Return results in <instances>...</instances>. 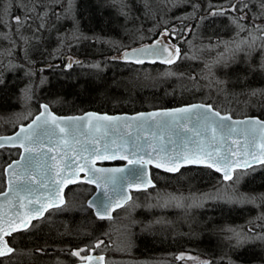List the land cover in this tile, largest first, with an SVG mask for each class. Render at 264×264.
<instances>
[{"label":"trees","instance_id":"trees-1","mask_svg":"<svg viewBox=\"0 0 264 264\" xmlns=\"http://www.w3.org/2000/svg\"><path fill=\"white\" fill-rule=\"evenodd\" d=\"M8 1L13 6L4 22L1 12ZM56 2L0 0V34L8 33L11 39H0L1 58L4 53L0 64V116L7 117L19 106L20 90L28 78L25 66L45 77L33 91L29 104L33 111L42 101L58 113L87 109L133 112L203 101L233 116L250 114L264 119V66H258L264 57V0H73L74 30L79 34L73 40L72 27L56 14L60 11ZM20 3L25 5L21 7ZM232 3L233 7L224 12L211 11ZM14 13L22 17L20 23L13 20ZM162 30H169L172 41L180 47L175 62L132 63L112 57ZM252 30L257 33L253 43L249 41ZM56 36L58 42L54 43ZM238 37L242 38L238 42L248 40L249 45L230 48L228 42ZM235 49L245 50L239 51L238 62L232 57ZM62 53L79 57L81 62L65 69L60 62L64 60ZM242 53H251L252 60L244 61ZM15 126L1 119L0 133ZM16 155L15 148L0 149V189L3 166ZM235 175L226 184L237 186L242 201L209 200L198 207L192 223L178 222L171 227L152 220L171 212L147 208L144 203L148 198L165 191L213 190L223 183L218 173L194 166L174 174L151 169L154 186L133 192L132 200L144 202L130 215L125 213L129 208L125 206L110 219L94 216L84 201L92 187L77 183L66 189L65 205L8 238L13 251L0 257V264H69L89 252L106 253L107 264L157 257L164 260L163 264L166 259L172 262L168 264H183L167 255L176 251L204 260L198 264H264V165L235 171ZM77 196L79 203L72 206ZM114 218L119 219L116 235L110 234ZM122 232L130 235L131 247H121L118 260L111 261L101 244L111 242L114 236V244L121 243Z\"/></svg>","mask_w":264,"mask_h":264},{"label":"water","instance_id":"water-1","mask_svg":"<svg viewBox=\"0 0 264 264\" xmlns=\"http://www.w3.org/2000/svg\"><path fill=\"white\" fill-rule=\"evenodd\" d=\"M225 10L226 8L224 7H217L211 11L224 12ZM169 36L170 31L163 30L154 38L125 47L112 57L132 63L170 64L169 60L173 63L180 55V47L170 40ZM143 49H159L160 55L140 51ZM73 62L79 63L81 62V58L75 56L67 57L64 67L68 68ZM192 105H204L205 108L211 106L213 112H219L221 116L231 117L230 120L224 121V123L232 126L236 131L231 135H225L224 138H221L223 133L217 128L216 139L213 141L212 128H205L203 124L194 128V121L196 119L194 116L191 120L184 122L183 128L162 126V122L169 120V117L158 115L155 119L148 118L149 113L170 112L173 109ZM45 106L47 107V111H45ZM203 110L201 109V111ZM41 113L45 114L44 117H42L41 121L34 124L33 122L36 121V118ZM89 113H94L97 116L116 117L118 119L108 129L102 128L101 132L92 134L88 132L86 121L80 122L82 127L79 130H75L77 122L67 124L63 119L68 117L87 118ZM141 114H144L146 123L143 127H138L139 121L132 118L138 117ZM52 117H56L57 121L61 122V127L68 126L72 130L70 137H65L59 128L54 127ZM44 119L49 121L47 125L43 124ZM213 119L218 120L219 118L213 117ZM241 121L255 124V132L250 135L246 134L249 124L238 123ZM257 121L264 124V119L257 115L233 116L228 112H221L213 107L212 104L203 101H192L175 106L154 107L133 112H109L87 109L79 113H57L51 109L48 103L41 102L39 110L30 119L17 125L11 132L0 134V144L3 145L2 147H16L19 149L17 157L6 163L3 168L5 186L0 190V227L5 232L11 233V235L28 228L33 221L42 218L48 209L61 206L65 201L64 193L66 188L80 180L94 188L93 192L86 199V205L98 219L111 218L113 212L122 208L131 200L133 191H140L154 186L155 182L151 177V169L174 174L185 167H208L218 173L222 180L228 181L237 170H246L254 166L264 165V155H261V143L264 142L261 140V136L264 133L261 132V124H256ZM29 125H32V128H29ZM22 129L25 131L22 132ZM185 129H193V131L186 132ZM105 131L107 135L102 136V133ZM197 131L199 135H197ZM128 133H132L131 139H138L139 143L144 144L147 141L144 144V151L138 152L137 157H132L129 153V145L124 144L123 148L117 152V157L123 155L127 158H111L112 152L117 149L122 140L128 139ZM17 134H19V138H16ZM27 136H31L32 139H26L25 137ZM106 141L109 143L108 152L98 156L91 151L92 149L103 148ZM112 141H115V143ZM190 141H195V143ZM201 142L207 147L208 151L212 152L214 159L227 157V166L224 163H214L206 155H200L197 145ZM26 147L31 149L30 153L25 152ZM160 147H163L165 151L158 152ZM84 148L89 149V151H85ZM154 148L157 151H154ZM186 153H197V162L184 160L183 157ZM27 156H31L32 160L30 166L27 168V172H25L26 160H23L22 157ZM167 157L174 158V162H168ZM177 157L179 158L176 159ZM136 158L141 160L143 175L140 177L130 175L132 166L128 164V159ZM149 160H151V163H145V161ZM67 161H72L70 169L65 168ZM85 162L93 169L114 170L123 168L125 171L96 172L95 175L102 176L104 179L89 183L88 181L92 179V176L88 173V168H84L81 171V167ZM210 163L212 164L211 167L208 166ZM157 164L161 166L157 167ZM9 165H12V167L9 168ZM141 165H137V168H140ZM170 168L178 170H167ZM217 168L220 170L217 171ZM225 173H227L230 179H225ZM112 176L115 177L114 183H110L107 180L108 177ZM98 183L99 187H97ZM104 192H107L108 196L112 197V201L108 204L106 211L98 207L99 201H97V197H101V199L107 201V197L103 195ZM117 204L121 206L117 207ZM33 207L41 209V211H30ZM98 211L100 212L99 215ZM25 224H27L26 227ZM13 229L18 230L14 231ZM11 235L6 236L5 241L8 247L13 249L8 241ZM183 256L184 252L182 251L175 254V258L178 261ZM82 257H91L92 264H106L103 253L90 252L84 254ZM82 257L80 260L69 264H89V261L82 259ZM99 257H103V260H99ZM7 264L39 263L13 262Z\"/></svg>","mask_w":264,"mask_h":264},{"label":"snow or ice","instance_id":"snow-or-ice-1","mask_svg":"<svg viewBox=\"0 0 264 264\" xmlns=\"http://www.w3.org/2000/svg\"><path fill=\"white\" fill-rule=\"evenodd\" d=\"M140 51H143V52L149 53V54L160 55L159 49H143ZM168 62L171 63L172 61L169 60ZM201 109H204V110L201 111ZM45 111H47L46 106H45ZM44 115H45L44 113H41V115L38 116L36 118V121H34L33 123L35 124L36 122L41 121V119H42V117H44ZM49 115H51V114L49 113ZM158 115L163 116V117H169L170 118L169 120L162 122V126L172 127V128H183L184 122L191 120L192 117L194 116L196 118L194 121V128H197L201 124H203V126L205 128H209V127L212 128V140L213 141H215V139H216L217 128H219L223 133L221 138H224L225 135H231L234 131H236L235 128L224 123V121L230 120L231 117L221 116L219 112H213L211 106H208L207 108H205L204 105H192L189 107L173 109L170 112L149 113L148 118L155 119ZM213 117H218L219 119L215 120V119H213ZM63 119L65 122H67V124H71L72 122H77L75 125V130H79L82 127V124L80 122L86 121L87 126H88V132H89V134H92L95 132H101L102 128L108 129L109 127L112 126L113 122H115L118 118L109 117V116H97L94 113H89L87 118H85V117H68V118H63ZM132 119L139 121L138 127H143L144 124L146 123V118H145L144 114H141L138 117H133ZM105 121L107 123H102ZM48 123H49V121L47 119L43 120L44 125H47ZM238 123L249 124V128L246 130V134L250 135V134L255 132V124H250L249 122H246V121H241ZM52 124L54 125L55 128H59L60 132L65 137L71 136L72 130L68 126L61 127V122L57 121L56 117H52ZM256 124H261V122L257 121ZM29 128H32V125H29ZM21 131L24 132L25 130L22 129ZM185 131L191 132V131H193V129H185ZM261 132L264 133V124H261ZM52 134H54V133H52ZM106 135H107L106 131L102 133V136H106ZM197 135H199L198 131H197ZM131 136H132V133H128V139L122 140V143L120 145H118L117 149L112 152L111 158H120V159H126L127 158L123 155L117 157V152L123 148L124 144L129 145V153L132 157H137L138 152L144 151V144H146L147 141H145L144 144H142V143L138 142V139L132 140ZM16 138H19V134H17ZM25 138L29 139V140L32 139L31 136H27ZM186 139H187V137H186ZM261 140L264 141V135L261 136ZM112 142L115 143V141H112ZM190 142L195 143V141H190ZM2 146L3 145L0 144V147H2ZM197 149H198V153L200 155H206L210 160H213L214 163H217V164L224 163L225 166H227V157H221L220 159H214L212 156V152L207 150V147L203 144V142H201L197 145ZM84 150L89 151V149H87V148H84ZM91 151L94 152L98 156L101 155L102 153H106L109 151V143L106 141L103 148H96V149H92ZM154 151H157V149L154 148ZM163 151H165V149L163 147H160L158 149V152H163ZM25 152L30 153L31 149L26 147ZM145 154L150 155L148 153H145ZM261 155H264V142L261 143ZM104 158H108V157H104ZM178 158L179 157H177L176 159H178ZM22 159L26 160L24 171L27 172V168L31 164L32 157L31 156L22 157ZM183 159L187 160L189 162H197V153H186L184 155ZM167 160L170 163L174 162V158H172V157H167ZM145 163H151V160L145 161ZM128 164L132 166V170L130 172V175H133L136 177H140L143 175L141 160L139 158L128 159ZM137 165H141V167L137 168ZM156 166L160 167L161 165L157 164ZM208 166L211 167L212 164L210 163ZM11 167H12V165H9V168H11ZM71 167H72V161H67L65 163V168L70 169ZM84 168H88V173L91 174V176H92V179H90L88 181L89 183L94 182V181L98 182V181H101L102 179H104V177H102V176L95 175L96 172H104V171L124 172L125 171V169H123V168L114 169V170L93 169V168L89 167L87 162H85V164L81 167V171H83ZM167 170L177 171L178 169L170 168ZM219 170L220 169L217 168V171H219ZM225 179H230V177L227 175V173H225ZM107 180L110 183H114L115 177L114 176L108 177ZM70 182H75V181H70ZM149 183H150V181H149ZM97 187H99V183L97 184ZM5 195H7V194L5 193ZM103 195L105 197H107V201L101 199V197H97V201H99L98 207L100 209L106 211L108 204L111 203V201H112V197L108 196L107 192H104ZM116 206L120 207L121 205L117 204ZM30 211L40 212L41 209L33 207L30 209ZM99 214H100V212L98 211V215ZM29 223H30V221H29ZM26 226H27V224H25V227ZM13 230L15 231L18 229H13ZM8 235H11V233L5 232L3 230V228L0 227V256L8 255L9 253H11L13 251L12 248L8 247V244L5 241V237ZM97 247H99V244H97ZM81 251H83V250H81ZM73 255L79 256L80 253L74 252ZM82 259H87L89 261V264H92V258L91 257H82ZM98 259L102 261L103 257H99Z\"/></svg>","mask_w":264,"mask_h":264},{"label":"rangeland","instance_id":"rangeland-1","mask_svg":"<svg viewBox=\"0 0 264 264\" xmlns=\"http://www.w3.org/2000/svg\"><path fill=\"white\" fill-rule=\"evenodd\" d=\"M10 3L11 2H9V1L7 3L4 2L3 10L1 12V15L4 14V16L2 15L3 16L2 20L4 22H5L4 17H6V21H8L7 19H9V16L11 15V9L10 8L13 5H11ZM21 5H25V3H20V6ZM43 6L47 7L50 5H43ZM21 7H23V6H21ZM29 9H31V8H29ZM29 9H28V11H29ZM6 11H7V13H6ZM12 15H13L14 21H16L17 23L21 22L22 17L18 16L16 13H14ZM42 16H44V15H42ZM162 31H160V32H162ZM251 33H252V37H251L252 40H249V41L253 43L255 40V38H253V37L257 36L256 35L257 33L255 32V30H252ZM78 36H79V34H76L75 30H73V28H72L70 31V38L73 40L74 38H76ZM2 38H5L7 40V42H9L11 40L8 36V33L7 34H0V39H2ZM169 39L172 40L171 37H169ZM240 39H242V38L238 37V38L231 39V41L228 42L230 48L234 49L239 44H241L242 46H248L249 45L248 40H242L241 42H238V40H240ZM257 41L260 42L259 39ZM61 42H63V40ZM70 44L72 45V43H70ZM226 44L227 43L225 42L224 45H226ZM71 45H69V47ZM55 48L58 49V44L55 46ZM223 50H225V49H223ZM242 50H244V49L233 50L232 57H234L233 58L234 62H238L239 60H241L240 56H239L240 55L239 51H242ZM65 54H67V53H62L60 55L65 57ZM243 55H244V57H243L244 61L249 62L252 60V54L251 53H246ZM65 60H66V58H65ZM258 64H259L258 65L259 67L264 66V57L262 59H259ZM24 69H26L25 73H26V76L28 78H27L26 86H23V88H21L22 90H20L19 106L17 107L16 110L11 112L10 114H6L7 117L5 115L0 116V120L1 119L10 120L12 125H13V123L17 124V123L22 122V120L28 118L34 112L33 111L34 108L32 106L31 107L29 106L30 102L32 101L33 94H34L33 91L36 90L37 87H39L42 83L45 82V77H43L40 74V72L38 73L39 75H36V72L34 69H32V68L29 69V68H26L25 66H24ZM40 69L41 68H39V70ZM235 177H236V175L234 174L230 180H228V181L222 180L223 183H221V186H219L213 190H208V191H204V192H194V191L193 192H184V193H182V192H173V193L168 192V193H166V191L163 193L157 192V193H154L155 194L154 196H152L151 198H148V201H146L144 204L147 208H152V207L158 208V207H160V209H164V210L166 209V211L171 212L169 215L166 214V216L156 217V218L152 219L155 223H160V225L168 226V227H171L174 223L178 224V222L181 225H188L189 223H192L194 221V215L196 214L195 213L196 210H198V207L204 202H207V201L213 200V199H220L222 201H234L237 199L242 201L244 199L243 196L238 194V192L236 191L237 186L235 187V184L233 186H228L226 184V183H230L231 180H233ZM239 183H240V180H238L236 185H238ZM143 202L140 199L137 201H134V199L131 200L126 205V207H129V208L126 210L125 213H127V215H130L129 213H133L137 208H139L140 204ZM78 203H79L78 196L73 198V200L71 201L72 206H76V205H78ZM133 209H134V211H133ZM162 214H164V213H160V216ZM118 223H119V219L115 220V218H114L113 222L110 223V227H111L110 234L116 235V233H117L116 227H117ZM122 237H124L123 241L121 243L117 242V245L114 244V240H113L115 238V236L111 239L112 240L111 242H108L107 240H105L101 244L103 249L108 252V255H109L111 261H117L118 260L119 257L117 256V253H119V250L121 247L126 249V250H128L131 247L132 240H131L130 235L128 233H124V235H123V232H122ZM262 241H264V237H262ZM176 252L170 253L167 255L169 257H174V254ZM168 256H166V258H168ZM109 257H108V259H109ZM181 261H183V264H198L200 262H203L204 260H202L201 258L197 257L194 254L187 252ZM163 262H164V260L161 257L149 258V259H144V260L138 259V258H132V259H129L128 261H126L124 263L122 261L121 264H163ZM168 263H172V262L169 259H166V264H168Z\"/></svg>","mask_w":264,"mask_h":264},{"label":"bare ground","instance_id":"bare-ground-1","mask_svg":"<svg viewBox=\"0 0 264 264\" xmlns=\"http://www.w3.org/2000/svg\"><path fill=\"white\" fill-rule=\"evenodd\" d=\"M54 4L59 5V7H60V11H58L56 13L57 16L60 18V20L64 21V23L66 25H68L69 27H72L74 30L75 29L74 24H75V18L76 17L74 15V12L72 9L73 0H57V2ZM234 4L235 3H232V5H234ZM57 38H58L57 36L54 38V40H53L54 43L58 42ZM1 69L2 68H0V71H1Z\"/></svg>","mask_w":264,"mask_h":264},{"label":"flooded vegetation","instance_id":"flooded-vegetation-1","mask_svg":"<svg viewBox=\"0 0 264 264\" xmlns=\"http://www.w3.org/2000/svg\"><path fill=\"white\" fill-rule=\"evenodd\" d=\"M228 9H231V8H228ZM3 58H4V53H3V55H2V58L0 57V64L3 63V61H2ZM63 59H64V60H62V61H60V62L62 63V65H63V67H64V64H65V61H66L64 56H63ZM67 69H68V68H67ZM79 183H80V182H79ZM4 185H5V179H3V185H2V186L4 187ZM91 187H92V186H91ZM92 189L94 190L93 187H92ZM93 190H92V192H93ZM92 192H91V193H92ZM88 196H89V195H88ZM88 196H87V198H88ZM65 198H66V193H65ZM85 200H86V199H85ZM131 200H132V199H131ZM65 202H66V199H65ZM128 203H129V202H128ZM128 203H127V204H128ZM127 204H126V205H127ZM63 205H65V203H64ZM85 205H86V203H85ZM126 205H125V206H126ZM125 206H124V207H125ZM61 207H62V206H61ZM61 207L51 208V209L47 210L45 213H49V212L52 211L53 209H58V208H61ZM91 211H92V210H91ZM117 211H118V210H116L115 212H113V214L116 213ZM92 213H93V212H92ZM113 214H112V217H113ZM112 217H111V218H112ZM109 219H110V218H109ZM174 255H175V254H174ZM105 258H106V256H105ZM106 261H107V260H106Z\"/></svg>","mask_w":264,"mask_h":264}]
</instances>
